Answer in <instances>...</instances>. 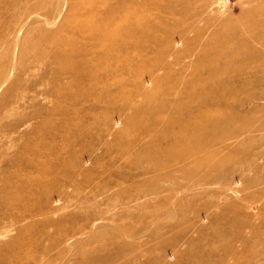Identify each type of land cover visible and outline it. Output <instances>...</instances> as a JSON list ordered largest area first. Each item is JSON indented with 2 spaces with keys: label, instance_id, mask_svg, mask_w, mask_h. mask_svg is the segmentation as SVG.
<instances>
[{
  "label": "rangeland",
  "instance_id": "obj_1",
  "mask_svg": "<svg viewBox=\"0 0 264 264\" xmlns=\"http://www.w3.org/2000/svg\"><path fill=\"white\" fill-rule=\"evenodd\" d=\"M88 29L155 49L79 92ZM0 172V264H264V0H0Z\"/></svg>",
  "mask_w": 264,
  "mask_h": 264
},
{
  "label": "bare ground",
  "instance_id": "obj_2",
  "mask_svg": "<svg viewBox=\"0 0 264 264\" xmlns=\"http://www.w3.org/2000/svg\"><path fill=\"white\" fill-rule=\"evenodd\" d=\"M101 17H102L101 14L98 15L97 13H93V14L87 15L86 20H87V22H89L91 24V26L94 29H96V28L97 29H101V28L103 29L105 27L101 21ZM125 22H130V21H125ZM80 23H81V21H77V25H79ZM129 25H131V24H129ZM110 28H111V26L108 27L107 29H110ZM119 28L122 29V25H120ZM248 28H251V27H248ZM251 29L253 30V28H251ZM90 30L88 32L87 31L83 32L84 38H82V40H80L81 41L80 43H74L71 41L68 42L69 43V55H70L69 56V62L75 61V63L77 62V64H78V65L76 64L77 65L76 71H74L72 75H73V81L79 85V90H78L79 92H80V90H82V92H83L86 89V91H90L91 93H96L97 88L94 85L85 88L82 84V81L88 80V81L98 82L100 80V76L98 75L100 73L99 67H102L104 63H106L107 67L110 68V70H109L110 72H113L112 68L116 63H120L121 67L119 70H121L123 68L121 71H124L127 69V65L129 64V62L127 60V59H129V57H128V55H129L135 60V62H136L135 67H137V66L139 67V65L146 62V60H147V58L145 56L146 50H149L150 52H152L155 49V45H154L155 44V38L148 40V38H149L148 37L145 40V39H139L136 36H131L129 41L128 42L123 41V44H122L121 39L118 40V46L120 48L118 49L117 52L122 53V57L117 58L118 55L115 56L114 54H111L110 52H108V54L104 53V51H103L104 45L103 44L98 46V44H96L93 39L87 40V38H86L87 34H88V36H91V35L94 36V34H95V32H90ZM119 32H120V30L117 29L114 32H112L109 37L110 38L116 37ZM124 44H125V46H124ZM100 61H104V62L102 63ZM65 66H68V62L65 64ZM132 71H134V70H132ZM79 92H78V94L80 95L82 92L81 93H79ZM56 111H57V109L54 108L49 113H46L43 117V121L41 122L40 127L37 129V131H35V134L37 135V140H36L37 147L41 146L42 149L44 147L43 151L41 150L42 151L41 152L42 157H45V155H47V153L49 154L51 152V149H52L49 146H47L48 143H47V145L43 144L44 139H51L53 137V135L55 134V132L63 131L61 129V123L59 121L61 119L66 118L67 116L62 115L61 119H59V121H57V122L51 121L49 118L53 113L55 114ZM39 132L41 134H37ZM39 135H43V136H41V138L38 139ZM24 140L27 144V141L29 142V140H31V139L25 138ZM45 142H47V141H45ZM34 154L35 153H33V152L29 153L27 158H23V156L25 154L19 155L12 160V162L9 165V167L12 169V171H9L10 173L8 175H6V177L4 179V181L12 179L13 183L10 185V188H13V187L15 188V186H18V188H20L21 187L20 180H26L27 179L26 174L18 176V169L20 167V164H22L23 161H25V160L29 161L30 157L34 156ZM52 156L54 158L56 156V152H54L52 154ZM44 159H46V158H44ZM52 161H54V160H52ZM47 162H49V161H47ZM49 164H50V162H49ZM45 168H44V170H46ZM51 168L53 171H56V169H58L57 163L55 161L52 162ZM36 171H38V170H36ZM44 172H47V171H44ZM0 175H2V174H0ZM19 177H20V180H19ZM2 188L3 189L0 191L1 195L6 196V194H7L6 191H3L6 188L5 183H4V186H2ZM34 189H36V188H34ZM7 191L10 192L11 190H7ZM0 202H2V201L0 200ZM15 257H17V256H15Z\"/></svg>",
  "mask_w": 264,
  "mask_h": 264
}]
</instances>
